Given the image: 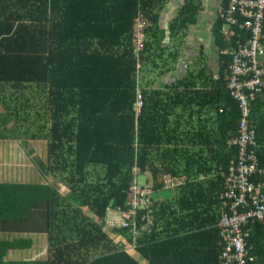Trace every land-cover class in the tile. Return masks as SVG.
<instances>
[{"label": "trees", "instance_id": "trees-1", "mask_svg": "<svg viewBox=\"0 0 264 264\" xmlns=\"http://www.w3.org/2000/svg\"><path fill=\"white\" fill-rule=\"evenodd\" d=\"M164 2L0 0V139L46 141V168L56 178L55 183L51 179L47 183L0 181V264H142L133 251L151 264L166 259L169 264H184L192 262V244L215 247L217 240L220 250L208 248L207 255L218 253L222 263L218 223L222 206L230 207V168L239 164V148L229 137L238 135L242 117L241 100L231 87L232 65L239 46L251 40L252 31L242 25L244 18L238 12L236 21H228L230 0H221L220 7L225 9L212 27L220 74H207L208 88L195 90L199 97L209 98L200 107L209 106L215 121L185 117L186 104L171 118L181 97L190 93L177 87L190 84V76L166 84L172 93L167 89L157 100L163 90L148 93L150 89L141 86L143 69L163 48L165 28L159 15ZM141 20L145 25L139 47L134 29ZM200 72L206 73V67ZM263 93L257 91L250 101L251 117ZM162 99L169 102H159ZM161 111L166 114L161 116ZM254 128L257 145H249L248 150H254L258 167L264 170V125L254 123ZM185 139L192 140V149L181 153L177 147ZM165 143L175 146L158 154L151 151L153 145L161 148ZM18 154L23 155L21 150ZM182 157L183 168L175 165L182 164ZM135 165L137 174L132 169ZM146 169L155 180L148 196L154 202L153 219L149 222L139 215L136 228L111 225L106 221L108 210L128 208L129 186L134 178L139 183ZM201 173L211 179L202 182ZM167 174L180 182L168 187ZM250 181L263 183L264 172ZM166 188H174L172 198L167 199L170 203L157 201L156 189ZM207 195L216 205L217 228L200 235L198 204L207 203ZM139 210L147 213L145 207ZM166 216L179 227L171 226ZM106 223L111 233L104 228ZM263 224L259 220L249 223L252 238L264 236ZM4 231L47 233L48 256L8 258L10 249L28 248L33 241L5 239ZM121 238L130 243L129 248L117 241ZM169 243L182 252L174 260L167 251ZM254 247L263 258L264 248ZM262 258L258 264H264Z\"/></svg>", "mask_w": 264, "mask_h": 264}, {"label": "crops", "instance_id": "crops-1", "mask_svg": "<svg viewBox=\"0 0 264 264\" xmlns=\"http://www.w3.org/2000/svg\"><path fill=\"white\" fill-rule=\"evenodd\" d=\"M191 1L190 5L188 6L187 10L182 11L183 6L186 4V2ZM220 2L221 0H166L164 2L162 8L160 9V25L165 28V40L163 42V48L159 47L157 49V55L151 56V61L147 63V67L143 69V72L141 74V80L144 78V80L141 83V86L144 89H150L148 93H152L154 89H161L163 92L159 93L155 100L162 98V96L165 94L164 92L168 91V86L166 84L171 83L172 81H176L178 79H184L189 77L188 81H190V84H180V86L177 87L180 91H188L190 93L184 94L180 101V106H177L176 111L169 115L171 118H173V115L178 113L177 111L181 109L182 104H186V109L183 114H185V117L190 116L191 119H198L200 118H206L208 117L209 121H212L210 116L214 115V112L212 113V110L207 109L209 106L200 107V104L209 98L207 97H199L195 90H202L204 88H208V86H205L206 82V75L207 74H214L215 77H218L219 72V51L215 45V39L212 34V27L215 21L217 20V14L219 12L220 8ZM176 18H180L179 23H174ZM156 46V45H155ZM154 46V47H155ZM197 57H205L208 59V64L202 62V59ZM194 59L192 64L190 62H187L188 59ZM161 59L163 61L161 62ZM205 66L206 67V73H201V68ZM155 69L160 70V75L156 77V74L154 73ZM173 89H170V93H172ZM215 98H217V95H214L213 97V103L215 101ZM260 100L257 102V109L255 111V115L252 112V122L255 124L262 123L264 125V93L259 96ZM217 100V99H216ZM169 102L166 99H162L159 102ZM171 102V101H170ZM216 103V101H215ZM214 103V104H215ZM200 108V111L198 109ZM197 110L195 114H193V111ZM211 111V112H210ZM191 113V114H190ZM161 116L165 115L166 112L161 111L159 113ZM215 120L213 119L212 122ZM253 123V125H254ZM262 138H263V148H264V128L262 131ZM234 137V136H233ZM232 138V137H231ZM229 137V140L231 139ZM262 140V139H261ZM192 140H183L180 142V145L177 147V149L181 150V153L185 152L186 150L192 149ZM154 147L151 148V151L154 152H164L162 150H165V148H173L175 146L174 143L172 144H162L161 148H158L157 145H153ZM205 147V145H204ZM158 154V153H157ZM158 159V158H157ZM161 161L160 159H158ZM185 158L182 157L181 162L182 164H175V165H181L183 168L185 164ZM180 162V163H181ZM2 165V164H0ZM46 164L40 165V171H32L35 173L36 178L33 180H23L18 182H34V183H47L50 181L48 170L46 168ZM157 166L162 167L163 164H155ZM167 165V164H165ZM213 166V165H211ZM47 174L48 180L44 177V175ZM142 174V173H141ZM143 174H145L146 185L154 186L155 180L153 178V175L149 169H146ZM200 179L202 182H205V180L211 179V176H205L204 173L200 174ZM3 181V180H0ZM174 188H166V189H160L154 192L155 198L157 201H165L168 202V198H172ZM207 203H200L198 204V211L200 213V227H202V231L200 235L206 234L205 230H210L212 233L214 232L213 229L217 228L216 222L218 219V213L216 210L215 203L211 202V198L209 195L206 196ZM180 206V205H179ZM193 206H190V209L192 211ZM184 212H186L185 209L178 208ZM115 210L113 208L108 210V214L106 217V221L112 214H114ZM169 216V215H168ZM166 216V217H168ZM169 220L172 221L171 226H174L175 228H178L177 222H173L172 217H168ZM166 222V226H167ZM106 230H108L110 233L111 227L109 225H105ZM167 228V227H165ZM168 229V228H167ZM180 229L177 230V232ZM167 232V230H166ZM217 236L216 234H214ZM2 237L5 239H13L15 237H21V238H31L32 239V245L28 248H14L10 249L8 251V258L10 259H44L48 256V235L44 232H20V231H4L2 233ZM118 238H120L118 236ZM122 239V240H121ZM118 239L117 241L121 244L128 245L130 243H127L124 241V238ZM252 241L255 246L264 248V236L260 235L257 237L252 238ZM124 245V246H125ZM126 247V246H125ZM208 248L214 249V251H219V242L217 240V243L215 244V247H213V244H204V243H196L192 244V247L190 250L192 251V255L190 259L192 262H186L184 264H219V254L209 256L208 254ZM167 251H171L170 253V259L174 260L176 259V256L178 253H182L179 250L176 252V249L172 248L171 243L167 244ZM140 261L142 264H151L150 262L146 261L144 259V256L141 253H138L137 251L132 252ZM170 260L166 259L164 262H161L162 264H169ZM175 264V263H173Z\"/></svg>", "mask_w": 264, "mask_h": 264}, {"label": "built area", "instance_id": "built-area-1", "mask_svg": "<svg viewBox=\"0 0 264 264\" xmlns=\"http://www.w3.org/2000/svg\"><path fill=\"white\" fill-rule=\"evenodd\" d=\"M244 18L242 25L250 28L252 38L248 43L239 46L232 65L231 87L240 100L242 117L239 124V133L231 138L230 143L239 148V164L231 167L232 173L227 179L230 191V207L222 206V216L218 226L220 228V242L223 246L221 264H258L262 258L251 242L253 227L249 223L257 220L264 221V182H251L253 175L264 172L259 168L258 160L249 145H257L256 131L251 117L250 101L255 93L264 90V0H230L225 17L228 21H236L235 13ZM144 20L135 24L134 35L137 45L142 46L144 36ZM239 75L242 76L239 79ZM245 76V77H243ZM142 102V101H141ZM139 99V104L141 103ZM134 174L139 172L138 166L132 167ZM168 187L177 185L180 180L165 175ZM152 194L151 185H141L134 178L129 186L127 209L115 210L120 213L113 220L108 218L111 225L136 228L138 216L141 219H153L154 202L148 196ZM145 207L146 214L140 212ZM239 207L245 208L239 210ZM142 228H149L144 225ZM133 230V229H132ZM264 259V258H262Z\"/></svg>", "mask_w": 264, "mask_h": 264}, {"label": "rangeland", "instance_id": "rangeland-1", "mask_svg": "<svg viewBox=\"0 0 264 264\" xmlns=\"http://www.w3.org/2000/svg\"><path fill=\"white\" fill-rule=\"evenodd\" d=\"M225 7H220L218 13H222ZM197 59L201 57H197ZM202 62L208 64V59L202 56ZM163 59H161V62ZM187 62H192L194 59H188ZM154 73L156 77L160 75V70L155 69ZM47 142L46 141H36V140H24L23 137L18 139H0V180L4 181H23V180H33L36 175L33 171H40V165L46 164L47 162ZM19 150L22 151L23 155H19ZM33 167V171L32 168ZM49 179L56 182V178L53 176L51 178L50 173ZM44 177L48 180L47 174ZM138 181L140 184H145L146 182L145 174H140ZM61 184L58 183L57 186ZM110 216V220L120 216L117 211L113 212ZM98 222H101L99 220ZM124 244V243H123ZM125 245V244H124ZM126 246V245H125ZM129 248L128 246H126Z\"/></svg>", "mask_w": 264, "mask_h": 264}, {"label": "bare ground", "instance_id": "bare-ground-1", "mask_svg": "<svg viewBox=\"0 0 264 264\" xmlns=\"http://www.w3.org/2000/svg\"><path fill=\"white\" fill-rule=\"evenodd\" d=\"M230 94V93H229ZM231 95V94H230ZM258 97V96H257ZM233 107V106H232ZM240 111V110H239ZM241 114V113H240ZM233 116V115H232ZM237 122V121H236ZM260 146V145H259ZM238 148V147H237ZM232 154V153H231ZM261 158H263V157H261ZM226 166V165H225ZM218 197V196H217ZM126 201V200H125ZM111 207H113V206H111ZM114 209V208H113ZM144 209V208H143ZM120 210V209H119ZM143 211V210H142ZM220 214V213H219ZM155 217V216H154ZM139 220H140V222H141V219L140 218H138ZM155 220V219H154ZM264 225V224H263ZM116 229V228H115ZM114 229V230H115ZM120 229V228H119ZM121 231V230H120ZM145 235H147V234H145ZM257 236V235H256ZM259 236V235H258ZM124 237V236H123ZM133 242V241H132ZM262 249V248H261ZM264 258V257H263Z\"/></svg>", "mask_w": 264, "mask_h": 264}, {"label": "clouds", "instance_id": "clouds-1", "mask_svg": "<svg viewBox=\"0 0 264 264\" xmlns=\"http://www.w3.org/2000/svg\"><path fill=\"white\" fill-rule=\"evenodd\" d=\"M264 222V221H263Z\"/></svg>", "mask_w": 264, "mask_h": 264}]
</instances>
